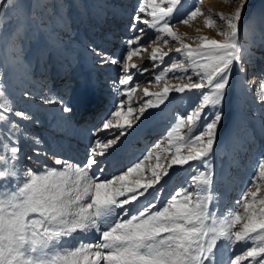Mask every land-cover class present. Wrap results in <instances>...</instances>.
Here are the masks:
<instances>
[{
    "label": "snow or ice",
    "instance_id": "1",
    "mask_svg": "<svg viewBox=\"0 0 264 264\" xmlns=\"http://www.w3.org/2000/svg\"><path fill=\"white\" fill-rule=\"evenodd\" d=\"M180 3L181 0H140L131 28L136 30L137 24L142 23L156 31L155 40L151 41L155 46L148 56L152 67L163 64L173 51H164L161 47L170 41L177 42L179 46L174 51L184 59L173 61L155 75L157 84L166 81L162 90L150 93L145 88L143 92L145 96L155 97L157 103L148 100L136 115L131 105L132 94L136 92V87L130 86L131 70L141 69L132 62L133 57H142L148 52V48L140 44L144 29H138L141 35L126 41L128 50L122 62L125 75L119 84L126 86L121 96L127 97L128 107L123 110L125 101L121 99L111 118L99 129H119L120 135L107 143L97 139L83 166L55 158L54 163L62 167L45 165L38 172L29 168L21 179L18 168L21 149L8 143L20 131L11 116L31 117L23 111H14L5 91L0 89V126L4 128L5 137L0 140V150L6 153L0 154V264H215V250L220 242H226L225 250L229 245L252 244L243 254L231 258L230 264L246 261L264 264V195H260L264 184V158L259 161L248 190L237 202L243 211H230L218 218L210 208L214 198L208 158L217 140V128L222 119L220 109L230 85L233 65L243 60L240 24L247 0H239L231 14L205 16L199 5L189 11L180 23L188 25L197 17L205 16V27L216 28L217 18L225 25L216 28L221 39L200 35L194 38L200 41L195 46L184 43L186 34L179 33L171 24ZM93 52L102 64L121 62L98 49ZM189 71L192 76L187 75ZM169 73H182L176 77L181 83L167 82ZM261 84L264 88V81ZM195 90H204L199 103L186 116L177 118L167 133V147H162L165 142L157 143L144 160L111 179H102L104 169L95 176L89 174L98 164L96 156H104L117 145L126 129L132 128L134 121L148 108L164 103L172 91ZM261 99L264 100V95ZM206 109L212 112L206 114ZM63 111L70 112L71 108L64 107ZM182 128H187L190 134L184 135ZM153 156L156 164L149 170L150 175L145 176L141 165ZM162 157L166 165L161 163ZM199 164L204 165L203 171L199 170ZM185 165L195 168L196 174L191 175L187 185L178 189L163 207L148 203L136 214H128L127 205L138 202L173 166ZM116 209L127 218L119 216ZM93 231L99 234L97 242L67 246L74 234Z\"/></svg>",
    "mask_w": 264,
    "mask_h": 264
},
{
    "label": "rangeland",
    "instance_id": "2",
    "mask_svg": "<svg viewBox=\"0 0 264 264\" xmlns=\"http://www.w3.org/2000/svg\"><path fill=\"white\" fill-rule=\"evenodd\" d=\"M139 4L140 0H0V89L5 91L14 111H23L27 117H31L22 119L11 116L19 124L20 131L8 143L18 145L21 149L18 156L21 179L23 172L29 168L38 172L45 165L62 167L54 163L55 158L64 160L59 152L61 148L57 149L58 155L53 151L64 142L65 137L69 139L67 141H71L68 134L64 133V128L71 126L72 122L78 124L75 117L86 95L93 93L98 97V119L93 122V138L88 143L82 142L85 147L75 144V149L82 155L75 164L83 166L86 163L89 150L97 139L107 143L120 135L119 129H98L102 128L104 121L111 118V113L116 110L121 99L125 101L123 110H127V97L121 96L126 86L119 84V80L125 75L122 68L123 54L128 50L126 41L141 35L138 30L141 28L144 29V39L140 44L148 48V52H144L142 57H133L132 60L141 69L131 70L133 80L130 86L136 87L131 105L135 114L139 115V109L148 100L157 103L155 97L145 96L143 89L147 88L150 93L160 92L166 81L162 80L157 84L155 75L173 61L182 60L184 57L174 51L179 46L177 42L170 41L168 45L161 44V47L164 51H173L163 64L152 67L148 56L151 47L155 46L151 41L155 40L156 31L142 23L137 24L136 30L131 28ZM238 4L239 0H181L171 24L176 31L186 34V44H199L200 41L194 38L200 35L219 40L222 37L218 35L216 28H223L225 25L217 18L216 28L205 27V16L215 13L231 14ZM197 5L204 10L205 16L197 17L188 25L180 23ZM140 15L147 18L145 14ZM126 19L127 24L120 31L121 26L116 23ZM240 36L243 60L233 65L230 85L220 109L222 119L217 128V140L214 151L208 158L213 174L211 193L214 198L210 208L218 218H223L230 211H243L237 202L248 190L252 177L256 175L259 161L264 158V136L260 138L261 130L264 131V100L261 99L264 88L260 82L256 89L251 88L248 82L251 75H264V0H247L240 24ZM93 49L103 53L109 51V56L121 62L102 64ZM258 65L261 66L255 69L258 72L250 70ZM145 68L148 69L147 72L142 71ZM240 68L244 71H239ZM259 71L260 74H257ZM59 73L61 79H58ZM180 75L183 74L169 73L167 82L181 83L176 79ZM187 75L193 74L189 71ZM54 79L53 86L57 80L58 83H63L60 86L65 88L62 97L67 101L66 104L45 97L46 94L49 95L48 86ZM203 91H172L164 103L148 108L139 120L134 121L132 128L126 129L117 145L104 156H96L98 164L89 170V174L95 176L100 173V169H104L102 179H111L144 160L157 143L166 141L167 133L175 125L177 118L186 116L197 106ZM110 97L114 100L110 101ZM64 107L71 108V111L65 113ZM205 111L206 114L212 112L211 109ZM57 124L62 128L59 131ZM202 124L203 121L201 130ZM180 131L184 135L190 134L187 128ZM159 136L161 139L157 138ZM4 138V128L0 126V140ZM162 147H167L166 142L162 143ZM0 154L6 153L0 150ZM168 155L170 158V154ZM29 157L32 159L29 160ZM161 163L166 165L163 157ZM155 164V156L144 161L141 165L143 175H150L149 170ZM198 167L199 170H204L203 164ZM195 174V168L191 165L173 166L166 176L162 175L158 185L149 189L138 202L126 206L128 214H136L148 203L156 204L158 208L163 207L178 189L187 185L191 175ZM261 189L260 195H264V184ZM116 212L123 216L120 209H116ZM91 234L95 237L94 242H97L99 234L94 231ZM83 235L74 234L67 246H78V238ZM225 243L220 242L215 250V264H230L231 258L243 254L252 246L251 243L238 244L235 247L229 245L228 250H225ZM244 264L250 262L246 261Z\"/></svg>",
    "mask_w": 264,
    "mask_h": 264
},
{
    "label": "bare ground",
    "instance_id": "3",
    "mask_svg": "<svg viewBox=\"0 0 264 264\" xmlns=\"http://www.w3.org/2000/svg\"><path fill=\"white\" fill-rule=\"evenodd\" d=\"M83 19V18H82ZM110 20V19H109ZM113 22V20H110ZM117 25L119 24L121 26V30H123V26L127 24V19L126 20H120L116 23ZM126 40V39H125ZM129 40V39H128ZM122 47V46H121ZM109 52V51H108ZM108 52H105L108 54ZM114 54V53H113ZM261 68L260 65H258L257 67L253 68V69H250V70H255V69H259ZM65 69V68H64ZM63 69V70H64ZM255 72H258L257 70H255ZM261 71H259V73L257 74H260ZM61 73V72H60ZM59 73L58 76V79H61V74ZM64 76V75H63ZM261 77H257V76H249V86H251V88L254 87V89H256L259 84V82L261 83L263 80H264V75L260 74ZM64 78V77H63ZM81 79V78H80ZM64 80V79H63ZM67 80V79H66ZM55 81L52 80L51 82L52 83H49L50 85L48 86L49 88V97L45 95V97L47 98H51V99H54L56 102H61V103H65L67 101L64 100V97L63 96V92L65 91V88H63V86L61 87L60 84H63L62 81H60V83H58L56 81V84L55 86H53V82ZM65 82V81H64ZM262 85V84H261ZM75 86V85H74ZM86 86V85H85ZM260 86V85H259ZM87 87V86H86ZM253 89V90H254ZM74 90V89H73ZM87 91V90H86ZM91 91V90H90ZM93 91V90H92ZM91 91V92H92ZM71 95V94H70ZM97 96L94 95L92 93V95H86L83 99H82V104L81 106L79 107V110H78V114H77V117H75L76 121L78 124H74V122H72V125H67V127L64 128V130H66V134H68V136L71 138V141H67L69 140L68 138H64V142H61L60 146H56V149L53 151L55 154H59L61 155V157L64 159V161H67L68 163H72V164H75V162L79 161L80 160V157L82 155H80V153L75 149V144L77 143V146L79 147H85L83 146V141L84 142H89L91 138H93L94 136V129H93V122L98 119V100H97ZM111 98V97H110ZM114 98V97H113ZM112 99V98H111ZM110 101H113L114 99H112ZM53 100V102H54ZM69 100V99H68ZM46 101V100H45ZM51 101V100H50ZM50 103V102H49ZM58 104V103H57ZM68 104V103H67ZM64 106V105H63ZM67 106V105H66ZM111 105L109 104L108 107H110ZM66 113V112H65ZM68 116V115H67ZM66 117V116H64ZM69 117V116H68ZM67 117V118H68ZM62 121V119H61ZM66 122V121H64ZM96 122V121H95ZM62 124H65V123H62ZM52 125V124H51ZM64 126V125H62ZM56 127L58 128L57 131H59V129H62L60 127V124H57ZM99 130V129H98ZM51 133V132H50ZM49 133V134H50ZM56 133V132H55ZM262 135L260 136V138H262L264 136V131L261 130ZM65 134V136H66ZM151 135V134H150ZM149 135V136H150ZM64 136V135H63ZM163 136V135H162ZM59 137V136H58ZM157 138H160L161 137H157ZM159 139V140H160ZM79 141V142H77ZM158 141V140H157ZM156 141V142H157ZM59 144V142L57 143V145ZM70 146V147H69ZM58 148H61V150L58 152L57 149ZM76 150V151H75ZM33 152H37V151H33ZM70 152V153H69ZM35 153H31V154H34L33 156H37L35 155ZM38 154V152H37ZM83 154V153H82ZM38 157V156H37ZM60 166V165H59ZM182 179L180 178L179 181H181ZM81 234V233H80ZM79 235V234H78ZM83 235V234H82ZM75 238V237H74ZM77 238V237H76ZM94 235H92L91 233H88V234H85L83 236H81L80 238H78V242L76 243L77 245H79L81 242H84V243H95L94 242ZM80 239V240H79ZM71 240V239H70ZM69 240V241H70ZM71 242V241H70ZM76 242V241H75ZM74 242V243H75ZM69 245V244H68ZM72 245V244H71ZM73 247V246H71Z\"/></svg>",
    "mask_w": 264,
    "mask_h": 264
}]
</instances>
